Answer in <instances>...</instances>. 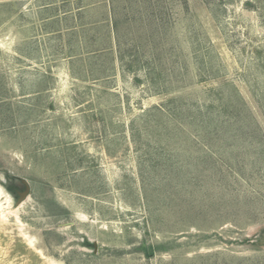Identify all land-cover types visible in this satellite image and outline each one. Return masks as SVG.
I'll use <instances>...</instances> for the list:
<instances>
[{"label":"rangeland","instance_id":"374dc122","mask_svg":"<svg viewBox=\"0 0 264 264\" xmlns=\"http://www.w3.org/2000/svg\"><path fill=\"white\" fill-rule=\"evenodd\" d=\"M0 264H264V0H0Z\"/></svg>","mask_w":264,"mask_h":264},{"label":"trees","instance_id":"16d2710c","mask_svg":"<svg viewBox=\"0 0 264 264\" xmlns=\"http://www.w3.org/2000/svg\"><path fill=\"white\" fill-rule=\"evenodd\" d=\"M112 3V2H111ZM113 9V8H112ZM113 25H114V30H115V34H116V37L119 39V30H118V26H119V21L115 18H113Z\"/></svg>","mask_w":264,"mask_h":264},{"label":"water","instance_id":"95a60500","mask_svg":"<svg viewBox=\"0 0 264 264\" xmlns=\"http://www.w3.org/2000/svg\"><path fill=\"white\" fill-rule=\"evenodd\" d=\"M24 184H25V186H26V191H25L24 193L21 194V197H22V198H24V197L29 193V191H30V188H29L28 184L25 183V182H24Z\"/></svg>","mask_w":264,"mask_h":264}]
</instances>
